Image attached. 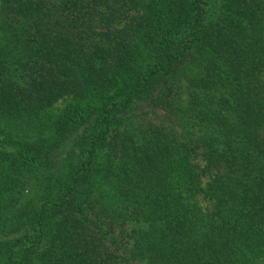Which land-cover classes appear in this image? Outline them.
<instances>
[{"label":"trees","instance_id":"16d2710c","mask_svg":"<svg viewBox=\"0 0 264 264\" xmlns=\"http://www.w3.org/2000/svg\"><path fill=\"white\" fill-rule=\"evenodd\" d=\"M0 264H264V0H0Z\"/></svg>","mask_w":264,"mask_h":264},{"label":"rangeland","instance_id":"374dc122","mask_svg":"<svg viewBox=\"0 0 264 264\" xmlns=\"http://www.w3.org/2000/svg\"><path fill=\"white\" fill-rule=\"evenodd\" d=\"M68 103H69L68 99L61 100L58 103H56L52 110L53 114L58 115Z\"/></svg>","mask_w":264,"mask_h":264}]
</instances>
